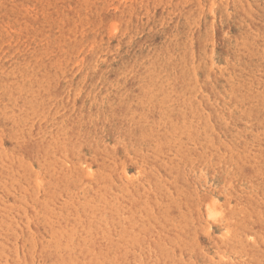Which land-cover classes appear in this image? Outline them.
I'll return each mask as SVG.
<instances>
[{
  "label": "rangeland",
  "instance_id": "1",
  "mask_svg": "<svg viewBox=\"0 0 264 264\" xmlns=\"http://www.w3.org/2000/svg\"><path fill=\"white\" fill-rule=\"evenodd\" d=\"M263 114L264 0H0V264H264Z\"/></svg>",
  "mask_w": 264,
  "mask_h": 264
},
{
  "label": "bare ground",
  "instance_id": "2",
  "mask_svg": "<svg viewBox=\"0 0 264 264\" xmlns=\"http://www.w3.org/2000/svg\"><path fill=\"white\" fill-rule=\"evenodd\" d=\"M249 27V26H248ZM263 53V52H262ZM153 68H154V66H153ZM253 86V85H252ZM252 88V87H251ZM260 91V90H259ZM264 115V114H263ZM190 116V115H189ZM170 119H172V118H170ZM184 122V121H183ZM188 126V125H187ZM195 127V126H194ZM146 196V195H145ZM114 200V199H113ZM163 222V221H162ZM143 230V229H142ZM80 234V233H79ZM72 242V241H71ZM70 242V243H71ZM186 242V241H185ZM178 245V244H177ZM174 246V245H173ZM17 248H18V246H17ZM89 248V247H88ZM258 249V248H257ZM59 250V249H58ZM15 252V251H14ZM17 252V251H16ZM124 252V251H123ZM161 252V251H160ZM17 254V253H16ZM239 254H241V253H239ZM255 255V254H254ZM258 255V254H257ZM122 256V255H121ZM236 262V261H235ZM26 263V262H25ZM158 263V262H157ZM45 264V263H44Z\"/></svg>",
  "mask_w": 264,
  "mask_h": 264
}]
</instances>
